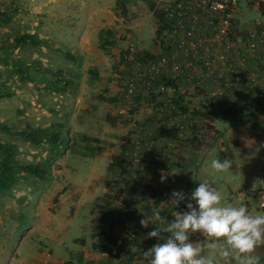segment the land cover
<instances>
[{
    "label": "rangeland",
    "instance_id": "1",
    "mask_svg": "<svg viewBox=\"0 0 264 264\" xmlns=\"http://www.w3.org/2000/svg\"><path fill=\"white\" fill-rule=\"evenodd\" d=\"M154 1L161 11L162 3L173 0ZM125 4L123 12L116 6V0H0V161L8 155L4 147L14 143L10 168L16 177V183L0 188V264H70L50 260L57 250L59 237L66 234L76 245L81 239L87 240L89 250L96 251L91 250V244L103 238L97 226L109 220L119 223L118 232L123 236H133L126 237L130 242L136 240V244L129 243L133 251L123 248L120 252L125 256L126 253L135 256L138 252L142 257L143 251L157 242L156 238L147 237V233L157 227L156 224L165 227L167 221L173 219L175 209L169 201L170 192L182 189L190 193L198 180L205 178L215 181L226 202L246 203L251 214H264V207L259 205L255 194L264 169V131L239 123L233 132L223 137L224 132L216 127L214 118L205 115L187 118L179 113L180 105L202 109L201 103L213 96L221 102H233L238 99L237 92L251 83V87L258 88L251 90L249 98L245 99L259 97V106L249 107L255 113L244 115L264 122V69L260 68L258 59L245 53L248 70L244 81L241 72L237 80L231 76L220 78L227 87L222 96L216 95L221 82L215 77L213 85L203 89L193 83L185 84L179 77L175 92L169 88L164 90L165 99L169 101L174 97L177 101L170 102L167 112L156 111L157 98L164 95L152 96L141 85L137 92L127 94L119 79L125 74L138 76L163 52L166 48L163 32L156 34L160 22L145 1L127 0ZM255 19H264V0H239L233 14L235 31H246ZM162 28L165 30L167 23ZM101 29L113 32V45L99 43ZM28 33L34 34L41 44L16 47L15 39ZM232 57L236 63L240 60L238 53ZM90 68L96 70V76L90 74ZM211 75L210 71L206 73V77ZM62 76L73 84L66 86ZM172 76L178 75L170 73V78ZM178 96L182 100L178 101ZM173 110H177V115ZM149 114L154 115L155 120L151 117L147 120ZM176 122H181L180 128ZM54 123L64 125L67 145L62 154L52 157L46 141L31 143L23 132ZM159 127L166 129L157 133ZM82 134L98 140L93 143L94 155L73 154L77 136ZM149 135L156 137L151 139ZM124 137L128 143L125 150L131 140L141 142L133 148L138 150L136 161L134 157L130 159L137 164L135 172H141L142 176L131 177L125 184V189L130 190H118L113 197L115 205L120 201V207L128 206L127 210L117 207L108 214L111 197L100 191V187H107L106 162L119 150ZM213 149L221 159L233 160L231 170L215 173L211 169ZM17 163L44 164L49 179L44 182L23 173ZM146 164L148 168H144ZM185 164L187 168L183 170ZM172 170L178 172L170 177L173 180L161 182V174ZM90 171L97 176L93 183L99 189L96 196L90 198L89 205L79 207L84 190L80 186L88 182ZM75 174L82 179L78 180ZM136 186L141 191L131 196V189ZM162 190L167 192L153 208L160 211V219H157L151 215L153 209L148 207ZM89 208L102 212V217L90 219ZM142 219L147 220V226L140 225ZM88 225H96L97 231L91 232ZM138 225V233L132 234L128 228L120 230L124 226ZM190 239L201 243L204 237L194 233ZM209 239L206 237L203 243ZM260 249L264 252V246H260L255 254L264 264ZM137 264L146 262L142 257ZM218 264L224 262L218 261Z\"/></svg>",
    "mask_w": 264,
    "mask_h": 264
},
{
    "label": "clouds",
    "instance_id": "2",
    "mask_svg": "<svg viewBox=\"0 0 264 264\" xmlns=\"http://www.w3.org/2000/svg\"><path fill=\"white\" fill-rule=\"evenodd\" d=\"M232 164L233 160L221 159L213 149L210 166L215 173L231 170ZM177 173L167 171L161 174L160 181L165 182ZM198 181L190 193L182 189L170 192L169 201L175 209L173 219L165 227L156 224L147 233L157 242L143 251L146 264H261L255 249L264 246V214H251L246 203L226 202L214 180ZM151 215L160 219L158 209H153ZM140 223L148 224L143 219ZM194 233L210 239L207 243H194L190 239Z\"/></svg>",
    "mask_w": 264,
    "mask_h": 264
},
{
    "label": "built area",
    "instance_id": "3",
    "mask_svg": "<svg viewBox=\"0 0 264 264\" xmlns=\"http://www.w3.org/2000/svg\"><path fill=\"white\" fill-rule=\"evenodd\" d=\"M239 0H173L162 3L165 12L168 38L176 40V48L170 54L151 62L146 69L132 77L123 75L125 92L133 94L141 85L150 88L151 79L159 74H179L183 71L202 68L204 65L217 80L234 77L246 72L245 53L253 54L259 66L264 68V19H255L252 27L236 32L233 26V14L238 9ZM178 36V38H177ZM242 51V52H241ZM240 54V60L232 55ZM220 80L219 82H221ZM216 95H223L227 87L220 83ZM172 88L161 81L154 92ZM240 100L249 91L244 88L237 92ZM215 97V96H213ZM234 100L233 103H236ZM256 197L264 207V169L259 175Z\"/></svg>",
    "mask_w": 264,
    "mask_h": 264
},
{
    "label": "trees",
    "instance_id": "4",
    "mask_svg": "<svg viewBox=\"0 0 264 264\" xmlns=\"http://www.w3.org/2000/svg\"><path fill=\"white\" fill-rule=\"evenodd\" d=\"M143 1H145L148 4V7L150 8V10H152L153 14L157 17L158 21L160 22L157 26V29H156V34L158 35V34H160L161 31L164 30V28H162V27H164L167 23V18L165 16V12H163L162 9H160L161 11L158 10L154 0H143ZM126 2H127V0H116V6L120 9H122L123 12H125L126 11V4H125ZM164 16H165V19H164ZM167 27H169L168 23H167ZM98 39H99V43L104 45V46L114 44L113 32L111 30H108V29H101L98 33ZM24 44L37 45V44H41V41L34 34H31V33L21 35L15 39L14 45L16 47H19V46L24 45ZM65 53L68 56H71V54L69 52H65ZM260 68L264 69L261 66H260ZM89 70H90V74H92V76L93 75L96 76V70L94 68H90ZM207 72H208V69H206L205 66L203 65L202 68H196L195 70H189L188 72L183 71L179 74H175L178 76H175V77L172 76L173 78H170V73L163 74L165 77L162 76L161 74H159L158 76H154L153 78H150L151 79V86H150V88H147L146 91L148 93H151L152 96L155 94L164 95V99H161L160 101L157 102L155 108L156 107H158V108H156V111L167 112L170 109V107H169L170 102L177 101V98H174V97L172 99H170L169 101H168V99H165V98H167V97H165L166 93L162 90L157 91V93L154 92L153 88L158 87V85L161 81H164L165 85L170 86L174 92L177 90L179 77L181 78V80H180L181 82H183L185 84L193 83V84H196L197 86H200V89H203L207 85H209V86L212 85L213 84V78L215 77V76L206 77ZM246 72L244 73L243 77H241V80H243V78L245 79V76L247 74ZM256 72L259 73L258 70ZM171 74H173V73H171ZM62 77H61V79L66 86L73 84L71 82V80H68L65 77H63V78ZM119 81L121 83L122 90H124V85L121 82V78L119 79ZM250 81L251 80H249V82ZM247 85L248 86L246 87V89L249 91L248 95L246 96V94H245L242 99H240L239 101L236 100V103L238 102L237 104L233 103L234 101L233 102H226V101L221 102L219 99L217 100L214 97H210L207 101L204 100L201 103V105L203 106L202 109L195 108V107L194 108H188L186 105L185 106L180 105L181 110L179 109V113L182 114L183 116L187 117V118H193L194 116H197V115H205V116H209V115H214V116L230 115L238 123L248 125L252 128L258 127L264 131V122H260L258 120L257 121L250 120L244 115L245 113L254 114L255 111H253L252 109H248V108L249 107H252L255 109L258 108L259 100H260L259 97L252 98V99L250 98L248 100L245 99V98H249V96L251 94V90H253L254 88H258V87H251V83H248ZM217 96H222V95H217ZM0 97H2V96L0 95ZM179 100H182L181 96H178V101ZM216 102H217V105H216ZM178 104H179V102H178ZM217 107H220L219 110L217 109ZM176 111L177 110H173L174 115L176 114ZM190 123H192V122H190ZM180 124H181V122H179L177 124L178 128H180L179 127ZM63 126L64 125L62 123H54L48 127H39V128H35L34 130H27V131L23 132V134L25 133L24 137L26 140H28L29 142L34 143V144H39L43 141H46V143L48 144V154L52 157H55L57 155L62 154L65 150V146L67 145V143H66L67 134L64 132ZM164 130H165V128L163 129V131ZM159 132L160 131L158 130L157 133H159ZM171 135H173V134H171ZM149 137L151 139H155L156 135H154V136L149 135ZM97 141L98 140L96 138L89 136V135L82 134L80 136H77V139H76L74 147H73V154H79L81 156H92V155H94L96 146L93 145V143H96ZM127 145H128V143H127V141H125L124 146L127 147ZM140 147H143V145L141 144ZM4 148L7 151L8 155H6L5 158L3 160L1 159V161H0V188L1 189H6V188L10 187L12 184L16 183V177L12 174L11 168H10V165H11L10 164L11 163L10 156H11V158L14 156L15 144L9 143L8 146H6ZM153 148H154V146H152V149ZM129 149H130V143H129V148L126 149V152ZM131 153H132V155L129 154V157L131 156V158L134 155H137L136 151L132 150ZM150 153H152V152H150ZM123 156L124 157H122V159H125V161L128 164L130 161L126 158L127 154L124 153ZM17 167L20 169L21 172L27 173V174L34 176V177H37V178H40L44 182H46L50 176L48 173V169H47L46 165H44V164L43 165H34L32 163H19L17 165ZM185 168H187V165L186 164L182 165V169L184 170ZM168 180H173V179L169 178ZM166 192H167V190H162L161 193L154 199L152 205L148 207V209L150 210V209L157 207V205L161 202V200L165 196ZM102 236H103V240L106 242V244L92 243L91 244L92 249L98 250V251L103 252V253L112 254L113 253L112 248L114 246L116 247V249L121 250L120 247L127 246V244H128V242H126V241H125V243H122L121 238L113 235L110 231L103 232ZM107 245H109V247H107Z\"/></svg>",
    "mask_w": 264,
    "mask_h": 264
},
{
    "label": "crops",
    "instance_id": "5",
    "mask_svg": "<svg viewBox=\"0 0 264 264\" xmlns=\"http://www.w3.org/2000/svg\"><path fill=\"white\" fill-rule=\"evenodd\" d=\"M250 67H252V66L250 65L249 68ZM207 86H209V85H207ZM162 98H164V97H162ZM162 98H157V100L160 101ZM154 114H155V112H154ZM209 116L215 119V121L217 123L216 127L219 129V131L224 132L223 137H227L229 135L228 133L233 132L234 129L236 128V125H239V123L236 122V120L233 117H231L230 115H225V116L209 115ZM150 117H151V120H155V117L152 114H149V116H147L146 119L150 120ZM148 123H150V121H148ZM148 123H146V124H148ZM158 123H159V121H158ZM177 124L178 123L176 122V125ZM165 129H166V127H165ZM158 130L160 131L159 133L164 132L162 127H159ZM165 134H167V133H165ZM161 136H162L161 139L164 140L163 138L165 136L163 134ZM125 141H126V137L122 138V142H120L121 144H120L119 150H117V152L114 156H109V162H106V166H107L106 170L107 169L109 170V173L107 174L108 179H109V180H107V182H108L107 187H104V186L100 187V191L107 193L106 194L107 197H111L110 198V205L108 206V210H107L108 214L111 213L112 209H116L117 207H119V208L125 207L122 211L127 210L128 206L124 205V206L120 207V205H119V204H121L120 201H119V203L115 202V203H117L115 205L113 202V197L117 194L118 190L120 191V190L126 188L125 184L131 177L142 176L141 172H139V174H137V172H135V168H136L137 164L132 162V160L130 159L131 156L129 157V153H131L132 150L138 152V150H134L133 148L136 146L137 143H140V141L139 140H131L130 141V149L127 151L129 153H127L125 148H124ZM154 146H156V145H154ZM209 147H210V145L207 146L206 149H208ZM222 151H224V150H222ZM124 153L127 154L126 158L130 161L128 164L125 161V159H122V157H124L123 156ZM203 154H202V156H203ZM131 155H132V153H131ZM136 156L137 155H134L133 157H136ZM105 158L106 159L108 158L107 152L105 153ZM88 159H91V157H88ZM144 168H148V165L147 164L144 165ZM90 172L92 175L89 176L88 182L84 183L82 186H80V184H79V186L81 188L84 187L83 193L81 195L82 196L81 201L79 204H77L79 207H86V205H89L90 198L95 197L96 191H98V189H99V188L96 189V186L93 183L94 181L97 180V176L92 171H90ZM75 177L78 180L82 179V178H80V175H78V174H75ZM112 182H113V185L111 186ZM125 190L128 192V190H130V189H125ZM139 191H141V189H139L137 186L134 187L133 189H131V193H132L131 196L133 195V193H135V194L139 193ZM91 208H89V211L90 210L92 211V213H90V219H92V220L97 219L98 216L102 217V212L98 213V212H96V209L92 210ZM112 212L114 213V212H116V210H113ZM119 220H121V218ZM104 223L105 224H103V222H101L100 227L97 226L99 228L98 233L110 231L113 235L120 237L122 240V243H125V241L128 242L127 246L120 247L121 250L123 248H126L130 251H133L132 249H130V245L136 244V240H135V238L132 239L131 242L128 240L129 238L131 239L133 236L128 237L127 234H125L123 236L122 232H118L119 223L116 224V223H114L113 220H109V222L107 221ZM68 224L69 223L66 219V225H68ZM89 225L87 227H89ZM140 225H138L134 228L133 227H130V228L126 227L127 226L126 225L120 230H123L124 228H125L124 230H126L128 228L129 230H132V231H128V232H130L132 234L134 232L138 233ZM94 226H96V225L89 227L91 232L97 231V227L94 228ZM141 226H143V225H141ZM126 237H128V239ZM205 238L206 237H204V239L201 241V243H203ZM73 241H74V239L69 240L67 238L66 234H64V236L61 235L59 237L57 250L55 251V253H53L50 260L53 261V263H56L57 261L58 262L69 261V262H71L70 264H133V263L137 264L138 261H140V259L142 258V257H140L138 252H135L136 253L135 256H130L128 253H126L127 256H125V255H123V252H120L121 250L116 249L115 246L112 248V252H113L112 254L99 252L98 250L90 251L89 250L90 249L89 243L87 240L85 242H83L84 240L81 239L79 241L80 244H78V245H76L75 244L76 242L74 241L75 242L74 243ZM193 242L197 243V241H193ZM93 243L106 244L105 241L103 240V238L100 240H97L96 242H93ZM129 243H130V245H129ZM69 245H71V247ZM107 247H109V246H107ZM71 249L73 250V252L70 251ZM91 250H94V249L91 248ZM260 251H262L261 255L264 256L263 250L260 249ZM65 254H66V256L61 257L62 255H65Z\"/></svg>",
    "mask_w": 264,
    "mask_h": 264
},
{
    "label": "bare ground",
    "instance_id": "6",
    "mask_svg": "<svg viewBox=\"0 0 264 264\" xmlns=\"http://www.w3.org/2000/svg\"><path fill=\"white\" fill-rule=\"evenodd\" d=\"M168 30V27L165 29V30H163L162 32H163V38H164V40H165V46H166V49H164L163 50V52L162 53H160L154 60H152L151 62H153V61H155V60H157V59H159V58H161V57H163V56H167L168 54H170V52H171V50L172 49H175L176 48V44H177V42H176V40L175 39H173V38H168L167 37V35L165 34V32ZM177 38H178V36H177ZM150 62V63H151ZM143 71V70H142ZM141 71V72H142ZM140 73V72H139ZM126 75V74H125ZM133 77V76H132ZM122 78V77H121ZM122 82V81H121ZM123 83V82H122ZM138 89H139V87L134 91V92H137L138 91ZM124 90H125V88H124ZM136 159H137V157H134L133 158V161H136Z\"/></svg>",
    "mask_w": 264,
    "mask_h": 264
}]
</instances>
